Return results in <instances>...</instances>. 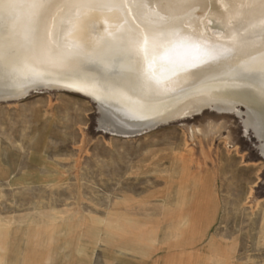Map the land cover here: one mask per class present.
Listing matches in <instances>:
<instances>
[{
  "label": "rangeland",
  "instance_id": "1",
  "mask_svg": "<svg viewBox=\"0 0 264 264\" xmlns=\"http://www.w3.org/2000/svg\"><path fill=\"white\" fill-rule=\"evenodd\" d=\"M205 108L124 136L77 94L0 103V264H264L259 141ZM212 120L231 133L213 142L219 164L177 165L188 144L205 163L189 134Z\"/></svg>",
  "mask_w": 264,
  "mask_h": 264
},
{
  "label": "bare ground",
  "instance_id": "2",
  "mask_svg": "<svg viewBox=\"0 0 264 264\" xmlns=\"http://www.w3.org/2000/svg\"><path fill=\"white\" fill-rule=\"evenodd\" d=\"M143 3L146 16L161 12V23L182 35L153 56L147 65L149 80L138 75L143 53L135 50L133 13L129 23L119 9L77 14L71 0H64V6L51 11L43 41L35 36L34 10L27 0H16L11 9L0 5V15L6 16L0 21V103L20 101L37 91L77 94L97 105L102 129L124 136L194 119L211 106L217 116L241 119L245 134L256 135L264 158L259 132L264 110V0ZM65 32L69 35L63 40ZM227 124H191L190 139L205 163L197 160L198 151L189 144L173 156L175 163L201 167L211 159V168L218 165L212 146L224 130L226 143L231 142ZM38 246L46 245L40 240Z\"/></svg>",
  "mask_w": 264,
  "mask_h": 264
},
{
  "label": "snow or ice",
  "instance_id": "3",
  "mask_svg": "<svg viewBox=\"0 0 264 264\" xmlns=\"http://www.w3.org/2000/svg\"><path fill=\"white\" fill-rule=\"evenodd\" d=\"M27 3L34 10L32 24L37 40L47 41V22L51 19L50 13L53 9L64 6V0H27ZM0 5L11 9L16 6V0H0ZM71 6L77 10V14L80 10L112 11L119 9L124 13L125 23H129V14L133 13L135 26L131 30L134 33L135 50L143 53L138 75L145 80L150 79L151 74L147 65H150L153 56L166 51L174 41L182 39L180 32L170 28L166 23H161L165 20L161 12L157 11L146 16L143 0H71ZM5 18V15H0V21ZM41 33H43L42 36ZM68 35L69 33L65 32L62 39L66 40ZM259 132L264 138V110L260 114Z\"/></svg>",
  "mask_w": 264,
  "mask_h": 264
},
{
  "label": "flooded vegetation",
  "instance_id": "4",
  "mask_svg": "<svg viewBox=\"0 0 264 264\" xmlns=\"http://www.w3.org/2000/svg\"><path fill=\"white\" fill-rule=\"evenodd\" d=\"M234 116V115H233Z\"/></svg>",
  "mask_w": 264,
  "mask_h": 264
}]
</instances>
